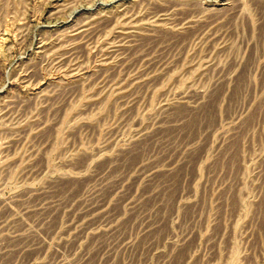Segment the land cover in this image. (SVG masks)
<instances>
[{
  "label": "rangeland",
  "instance_id": "obj_1",
  "mask_svg": "<svg viewBox=\"0 0 264 264\" xmlns=\"http://www.w3.org/2000/svg\"><path fill=\"white\" fill-rule=\"evenodd\" d=\"M0 264H264V0H0Z\"/></svg>",
  "mask_w": 264,
  "mask_h": 264
}]
</instances>
